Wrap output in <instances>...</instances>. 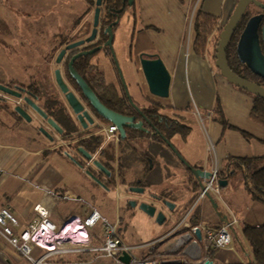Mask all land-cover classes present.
<instances>
[{"label":"rangeland","instance_id":"obj_1","mask_svg":"<svg viewBox=\"0 0 264 264\" xmlns=\"http://www.w3.org/2000/svg\"><path fill=\"white\" fill-rule=\"evenodd\" d=\"M250 9L257 11L254 7ZM128 10L129 7L122 14L115 29L111 48L100 50L92 57V63H97L104 74L105 83L114 84L120 95L124 92L131 100L147 106L138 72L133 67L136 54L133 51L132 15ZM92 20L93 11L89 10L88 0H0V84L5 86L12 82L24 85L34 83L43 93L48 92V69L54 68L47 65L52 59L51 55H54L61 42L65 44L86 35L90 31ZM214 47L212 44L209 47L211 61ZM192 107L191 112L183 113L189 127L188 135L183 138L180 134H175L169 143L186 163L188 159L191 160L192 154L196 155L199 159L198 165L209 172L213 164L203 128L206 121L203 112L196 111L193 104ZM162 112L170 115L169 110ZM221 113L223 115L222 110ZM215 115L218 116L217 113ZM7 116L5 110L0 113V144L16 147L17 156H26L21 162L23 167L28 168L26 174H23L26 181L40 183L44 178L54 183L57 188H69L108 221L118 223L120 239L126 246L134 248L131 255L135 258L149 257L159 261L164 256H170L166 255L167 247H174L175 240L182 235L173 233L182 227L186 212L196 195L187 181L182 162L165 142L152 144L150 140L134 141L138 157L152 155L153 164L149 163L148 174L144 172L145 165L137 161L131 175H126L129 177L128 181H142L146 193L144 196L151 194L159 198L150 203H154L159 208L158 211H162L164 222L157 224L154 217L151 218L140 210L134 212L129 219L119 221L118 194L94 188L84 172L63 156L61 150H52L54 147L65 146H61L59 141L51 142L36 131L37 123L41 122L38 116L35 115L30 123L21 122L13 128ZM223 118L227 120L224 115ZM157 149L161 151L160 154ZM245 181L244 173L237 172L225 187L220 188L218 194L211 191L210 197L220 214L225 215L227 209L233 211L238 219L234 228L237 255L242 258L244 249L251 261L250 249L245 245L241 228L246 215L259 214L260 211L254 205L246 209L245 204H252L253 201L245 189ZM170 204L173 205L172 209L168 208ZM52 221L60 223L56 211L52 214ZM99 232L96 226L93 233L97 236ZM165 238L167 239L163 240ZM156 242L158 243L155 244ZM151 244L154 246L151 247ZM199 244L202 245V242Z\"/></svg>","mask_w":264,"mask_h":264},{"label":"crops","instance_id":"obj_2","mask_svg":"<svg viewBox=\"0 0 264 264\" xmlns=\"http://www.w3.org/2000/svg\"><path fill=\"white\" fill-rule=\"evenodd\" d=\"M237 1L133 0V6H129L128 10L132 15L130 18L132 19L133 51L136 54V59L140 53L158 55L171 76L169 96L165 99L153 97L145 86L144 94L147 96V100L161 103L165 110H169V116L176 114L185 123L187 119L184 118L183 113L191 112L192 104L196 111H202L206 121L203 128L210 149L212 169L217 168L218 170L223 168L228 157H264V127L249 117L253 102L251 94L226 82L215 68L214 55L213 61L210 59L209 47L211 44L214 45L219 30L228 20ZM198 10L218 19L217 30L208 39L206 53L203 57L195 55L191 51L192 19ZM135 71L138 72V75L141 74L139 65L135 67ZM217 101L227 119L229 128H224L212 119L213 107ZM242 133L247 134L249 138H245ZM25 157L22 154L17 156L16 147L0 144V167L3 170V175L0 174V207H9L18 219L19 226L12 228L16 235L20 234L34 218L33 205L43 200L41 189L53 191L62 189L57 188L54 183L44 178L40 183L26 181L23 174H26L28 168L21 165ZM190 159L187 161L189 165L208 172L198 165L199 159L196 158V155L192 154ZM252 205L257 207L260 212L259 214L246 215L243 218V224H256L253 226H257L264 222V205L253 201L252 204H245L246 209L253 207ZM196 208L199 221L195 226H191L189 217ZM224 209L227 208L224 207ZM227 210L225 215L220 214L217 207L213 208L208 198L196 196L186 212L182 229L178 228L176 233L184 234L199 225L217 227L219 222L230 217L229 214L234 215L231 209ZM55 211L59 218L58 209L55 208L52 213ZM234 228L232 230L234 238L232 248L217 250L213 261L210 260L211 264H252L246 259L244 253L242 258L237 255ZM184 229L186 230L182 232L181 230ZM167 248L166 254L170 255L169 257H174L175 255L171 253L174 247ZM33 254L40 255L41 251L34 249ZM0 264H29L21 254L12 249L1 234Z\"/></svg>","mask_w":264,"mask_h":264},{"label":"trees","instance_id":"obj_3","mask_svg":"<svg viewBox=\"0 0 264 264\" xmlns=\"http://www.w3.org/2000/svg\"><path fill=\"white\" fill-rule=\"evenodd\" d=\"M89 10L94 9V2L92 0H88ZM264 4V1L261 2ZM133 6V4L131 5ZM254 7L257 11L253 12L250 8ZM128 8L127 0H102L101 4V21H102V29L107 26L110 22H112L115 18H111L108 14L109 9H122L125 10ZM260 9L256 6H249V8L245 11L244 16L239 22L236 31L232 35L227 47H226V60L230 70L235 73L237 76L246 79L248 81L254 82L257 85H260L264 88V79H261L255 75H253L243 64H241L237 58L236 54V44L238 38L242 32V29L246 23V21L253 15H255ZM87 12V11H86ZM217 22L218 19L214 16L208 15L200 10L196 11L194 17L192 19V31L193 37L191 42V51L198 56L203 57L206 53L208 39L211 38V35L217 30ZM92 25V24H91ZM117 27V24L115 25ZM114 26V27H115ZM220 32V30H219ZM85 36V35H84ZM83 37V36H81ZM106 35H101L102 43L105 41ZM218 37L214 41V45L217 41ZM63 45L61 42L60 46ZM96 54V53H95ZM90 56L83 57L82 59L76 61L73 65V69L76 73H78L87 83L89 89L94 93L97 99L109 110H112L119 114H126L125 111L128 109L125 105L126 99L120 97L118 93L112 86L105 84L103 75L100 71H96L91 63ZM69 76V75H68ZM73 83V80H71ZM75 87L76 85L73 84ZM76 89H78L76 87ZM37 94L44 100L45 112L50 114V103L45 95L40 92L38 87L36 86L33 89ZM79 91V89H78ZM253 98L252 107L250 111V119L264 127V100L258 97L251 95ZM218 101L215 103L212 119L219 123L224 128H229L230 126L223 118L221 113V109L218 105ZM5 110L6 114L12 115L15 114L13 109H9L4 106H0V109ZM164 107L157 102H151L150 107L143 110V113L146 117L147 123L149 127L152 128L151 134H147L141 131H137L131 128H125V137L123 139L119 136L118 143V151H119V177L123 182V178L127 174V172H131V168L134 164H137V161L143 163L145 165V173L150 172L149 163L153 164V156L149 154H145L144 158L138 157V152L133 144L134 141H147L150 140L152 144L162 143L164 142L163 138L166 140H170L172 136L175 134H180L183 138L188 135L189 127L183 122L182 118L177 116L176 114L173 116L166 115L162 112ZM218 114V116L215 115ZM55 117V116H54ZM104 120V119H102ZM105 121V120H104ZM62 122V121H61ZM107 122V121H105ZM109 124V123H108ZM64 129L77 133V129L69 124H60ZM88 133V132H87ZM86 133V134H87ZM245 138H249V136L245 133H242ZM78 137H81L80 134H77ZM64 141L69 140V136L65 135L62 137ZM104 136H91L87 139H81L77 142L76 145L83 147L84 150L90 153H95L97 148L103 143ZM264 144V139H263ZM160 150H162L160 148ZM157 149L160 154L161 151ZM139 158V159H138ZM152 159V160H151ZM134 168V167H133ZM194 168V167H193ZM184 169L187 173V181L193 187L192 191L197 196L200 188L197 184L195 177L190 172L188 167L184 166ZM237 172H243L246 178L244 183L246 191L249 193L253 201L260 202L264 204V157L257 158H233L228 157L223 165V168L218 171L217 177L220 180L228 181L231 179ZM142 183V181H141ZM144 186V184H142ZM199 215L198 209L196 208L189 217V224L191 226H195L198 224ZM181 230L182 232L185 231ZM241 235L245 242V245L250 249L251 261L250 263L254 264H264V222L260 225L253 226L249 224H244L241 228ZM235 241L237 238L235 236ZM216 249L209 250L207 252V258L211 261L214 259V255L216 253ZM243 249V253L245 257L248 259V255Z\"/></svg>","mask_w":264,"mask_h":264},{"label":"built area","instance_id":"obj_4","mask_svg":"<svg viewBox=\"0 0 264 264\" xmlns=\"http://www.w3.org/2000/svg\"><path fill=\"white\" fill-rule=\"evenodd\" d=\"M103 133L105 141L119 139L113 125L106 127ZM218 171L217 168L210 171L212 175L200 190V198H206L211 191L219 193ZM0 174L3 175L1 167ZM41 192L43 200L32 208L34 218L18 235L12 229L19 226L18 219L9 207H0V234L29 264H211L207 258L209 250L232 248V230L237 219L229 214L230 217L219 222L217 227H195L201 232L202 245L193 235L195 228H191L186 232L189 238L180 235L175 240L171 252L174 257L164 256L159 261L149 257L138 259L131 255L134 248L122 243L118 223L108 221L69 188L63 187L58 191L41 189ZM55 208L60 218L58 224L52 221ZM96 226L100 230L97 236L93 233ZM173 234L178 233L175 231ZM34 249L40 250L41 254L34 255ZM124 253L129 256L128 263L120 260Z\"/></svg>","mask_w":264,"mask_h":264},{"label":"water","instance_id":"obj_5","mask_svg":"<svg viewBox=\"0 0 264 264\" xmlns=\"http://www.w3.org/2000/svg\"><path fill=\"white\" fill-rule=\"evenodd\" d=\"M101 4L102 0H95L94 2V9H93V20H92V29L90 32V35L85 38L84 40H80L77 42L70 43L66 45L58 54V57L56 59V62L59 63L61 61L62 56L65 54L66 51L75 49L83 45L84 43H90L92 42L96 36L98 31V24L100 20V13H101ZM133 4V0H127V5L131 6ZM256 6L258 7L262 13L256 14L251 16L245 23L242 32L238 38L237 44H236V54L239 62L243 64L253 75L264 79V4L257 1V0H238L236 3L235 8L233 9L231 15L229 16L226 23L222 26L219 34L218 39L215 43L214 47V65L219 71V74L221 77H223L226 82L229 84L235 86L236 88H239L243 91H246L247 93L261 98L264 100V88L260 85H257L254 82L248 81L246 79H243L239 76H237L235 73H233L226 60V47L234 34V32L237 29V26L239 22L241 21L242 17L244 16L245 11L249 8V6ZM116 23V22H114ZM104 32H107L109 35L108 40L104 44V46L111 48V42H112V31L110 26H108ZM260 39L262 43V49L260 46ZM100 47L94 48L89 51L80 52L74 57L71 58L68 69L69 73L71 74V77L76 81L78 87L80 88V91L85 98V100L88 101L89 105L94 109V111L105 121H107L110 125H113L116 127L119 136L121 139L125 137V128H133V129H142V122L139 121L137 123H134V117H128L121 114H118L112 110H109L105 106H103L97 97L94 95V93L89 89V87L86 85V83L83 81V79L74 71L72 64L75 59H77L80 56L85 55H92L94 52L99 50ZM139 59V66L141 70V74L143 77V80L146 84L148 93L156 98L165 99L169 96V87H170V81L171 76L169 71L167 70L166 66L164 65L162 59L158 55H149L146 53H140L138 55ZM54 77L57 86L59 87L60 92L63 94L64 100L67 103L68 107L71 109L73 114L77 116V119L84 123V121H88L89 124H92V120L89 117L88 113L84 110V107L82 106L79 99L75 96L73 92L69 90L67 85L63 82L60 71L57 69L54 72ZM0 92L10 95L14 98H19L20 94L8 88L7 86L0 84ZM128 100L131 102V99L129 96H127ZM32 109H34L37 114L42 118L47 120V123L53 127L55 130L60 131L58 126L55 124L53 120L50 118H47V115L34 103L31 101L28 102ZM14 112H16L21 118H23L26 122H30L31 118L27 114V112L20 106H16L13 109ZM39 132L46 136L47 138L51 139V136L49 133L43 129L42 127L39 128ZM164 142L168 145V147L174 152V154L177 156V158L182 162V164L185 167H188L190 169V172L195 177L197 184L200 188V190L204 189V184L206 181L209 180L212 173L211 172H205L200 169H195L189 164H187L175 151V149L172 147V145L169 143L168 140L164 139ZM68 156V155H67ZM69 158V157H68ZM91 155L86 154L85 161L87 163H92L93 166L96 168H101V164L97 162L96 160H93ZM83 169V166H81ZM85 174L89 176L92 179H95V177L88 171H85ZM227 184L226 180H218V185L220 188L225 187ZM138 193H142L143 190H135ZM206 198H208L213 206L215 208V204L210 197V195H206ZM164 204H167L164 202ZM171 205V204H170ZM135 206V205H133ZM168 208L172 209L173 205L169 206ZM138 209L146 214L149 217H154L155 222L157 224H162L165 220V216L161 211L156 212V207L154 205L141 202L138 205ZM225 220V219H224ZM190 231V230H189ZM193 235L197 241H201V232L198 228H195L193 230ZM183 237L189 238L188 233L182 234ZM120 260L124 263H128L129 256L124 253L123 256L120 257Z\"/></svg>","mask_w":264,"mask_h":264},{"label":"flooded vegetation","instance_id":"obj_6","mask_svg":"<svg viewBox=\"0 0 264 264\" xmlns=\"http://www.w3.org/2000/svg\"><path fill=\"white\" fill-rule=\"evenodd\" d=\"M125 11H126V9L125 10L109 9L108 10L109 16L111 18L118 16V18H115L112 22H110L107 26H105L104 29H102L103 23L101 21V16H100L96 38L90 43H84L83 45H81L78 48L66 51L65 54L62 56L61 61L59 63L56 62V59H57L60 51L66 45H68L70 43L77 42L80 40H84L85 38H87L90 35L92 27L90 28V31L85 36L79 37V38H77L71 42H67V43L59 46L56 49L57 51L54 53V55H51L52 59H50V62L47 63V65L52 66V67L54 66V68L48 69L50 71V74H49V78H47L48 92H46L47 93L46 97L49 100H51L50 114L46 113L45 109L43 108L44 100L41 99V97L43 95L40 96L35 91H33V89L36 88V85L34 83L24 85L21 83L12 82L8 85H5L8 88L17 91L20 94L19 98H14V97H11L10 95H7V94L0 92V106L1 107L2 106L7 107V108L11 107L10 109H14L16 106L22 107L27 112V114L30 116V118H31L30 122L33 120L32 118H34L36 116L39 117L41 122L39 124L37 123V126L35 128L36 131H39V128H41V127L43 129L46 128L48 130L49 135L51 136V139H50L51 142L54 143L56 141H59L61 143V146L64 145L65 148L54 147L53 150L54 151L55 150H61L62 154L64 153L63 156H65L72 164H74L77 168H79V170L83 171L84 174H85V171L90 172L95 177V179L90 178L86 174H85V176L89 179V181L94 186V188H99L100 190H103V191L108 192V193H114V194L117 193L118 194L117 196H118V201L120 204L119 213H118L119 214V218H118L119 221L123 220V219H129L134 212L139 210L138 209L139 203L145 202V203L154 205V203H150V201H152V200L154 201L155 199H159V198L157 196H153L151 194L144 196L146 193H145L144 186L142 185L140 179H135L134 181H128L129 177L127 178L126 175L128 173H129V176L131 175V173L134 170V168H133L134 166L131 168V173L127 172V174L123 178L124 179L123 182L121 181V179L119 177V151H118L119 139L115 142L105 141V139H104L103 143L99 146V148H97L96 152L93 154L90 153L89 151L87 152L86 150H84L83 147L76 145L77 142L80 141L81 139H87L88 137H91L93 135L94 136H96V135L97 136H101V135L104 136L103 131L110 124H108V122H105L104 120H102L103 118H101L94 111V109L89 105L88 101L85 100V98L83 97V95L80 91V88L78 87L76 81L71 77V74L69 73L68 64H69L71 58L80 52L89 51V50H92L94 48L100 47V49L97 50L96 52H94L92 55H85V56L83 55V56H80L77 59H75L73 64H72V67L76 61L82 59L83 57H87V56L93 57L95 55V53L97 54L102 49L109 50L110 49L109 47L104 46V44L106 43V41L109 38V35L107 32H104V31L108 26H110L111 31H112V36L114 38L115 37V29H116L115 25L119 24L120 18ZM259 13H262V11L260 10L256 14H259ZM114 22H116V23H114ZM102 34L106 35V39L102 43H99L101 41V35ZM113 38H112V40H113ZM260 46L262 49L261 39H260ZM262 51H263V49H262ZM263 53H264V51H263ZM149 55H151V54H149ZM89 65H92L96 71H100L103 75V78H104V74L100 70L97 63L96 64L92 63V58H91V63ZM138 65H139V59L137 58V59H135V62L133 63L134 69ZM139 68H140V66H139ZM57 69L60 71V75H61L63 82L67 85L69 90L75 94V96L79 99L82 106L84 107V110L88 113L89 117L91 118V120L93 122L92 124H89L88 121H84V123H81L77 119V116L75 114H73L71 109L68 107L67 103L64 100L63 94L60 92L59 87L57 86L56 81H55L54 72ZM138 77L140 78L141 85H142L143 91H144L146 85L144 83L143 77L141 74H139ZM71 80H73V83ZM83 81L86 83V81L84 79H83ZM104 81H105V78H104ZM73 84L76 85V87L79 89V91H78V89H76V87ZM86 85H87V83H86ZM107 85L112 86L115 89V91L118 93L117 88L114 84L110 83ZM40 92H42V91L40 90ZM43 94L45 95V93H43ZM118 95L120 97H123L124 99H126L125 105L127 106L128 109L125 111L126 114H123V115L128 116V117H134V121H133L134 123H137L139 121L142 122V129L143 130H140V129H134V130L141 131V132H144L147 134L153 133L152 128L149 127L147 120H146V117L143 113V110L147 109L148 106L151 104V102L147 100V96L144 94L146 96V98H145V96L143 95V98L145 99V103L146 102L148 103L146 106V105H140L139 103L135 102L134 100H131V102H130L128 100L126 94H124V92H123V95H120L119 93H118ZM29 101H31L37 107H39L47 115V118H50L51 120H53L55 122V124L58 126V128L60 129V131L55 130L53 127H51L47 123V120L42 119L37 114V112L34 109H32V107L28 103ZM163 110H165V109H162V111ZM2 111H3V109L1 108L0 113ZM7 117L12 122L10 125L11 128H13V126L17 127V124H20L21 122L22 123L23 122L30 123V122H26L16 112H15V114L9 115ZM60 124L72 125L74 128L77 129V133H74L72 131L64 129ZM131 129H133V128H131ZM77 134H80L81 137H78ZM65 135L69 136L68 141H64L62 139V137ZM86 154L94 156L93 160H96L97 162H99L101 164V168H96L95 166H93V164L91 162L87 163L85 161ZM81 166H83V169ZM140 189L143 190L142 193H138L135 191V190H140ZM133 205H135V206H133ZM158 210H159V208L156 207V212Z\"/></svg>","mask_w":264,"mask_h":264}]
</instances>
